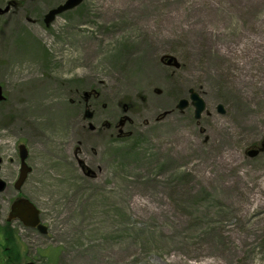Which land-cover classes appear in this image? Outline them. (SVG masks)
<instances>
[{"label":"rangeland","instance_id":"obj_1","mask_svg":"<svg viewBox=\"0 0 264 264\" xmlns=\"http://www.w3.org/2000/svg\"><path fill=\"white\" fill-rule=\"evenodd\" d=\"M60 1L0 0V264H264V149L246 153L264 142L246 119L264 123V0H82L45 26ZM232 61L259 74L230 76ZM190 88L199 119L176 107ZM218 122L226 185L190 151ZM19 143L31 169L15 189ZM16 196L47 233L3 224Z\"/></svg>","mask_w":264,"mask_h":264},{"label":"bare ground","instance_id":"obj_2","mask_svg":"<svg viewBox=\"0 0 264 264\" xmlns=\"http://www.w3.org/2000/svg\"><path fill=\"white\" fill-rule=\"evenodd\" d=\"M140 6L141 5H140V2L138 0H131L130 8L137 9V8H140ZM139 43H140V40H137L136 45ZM150 43L152 45L158 44L152 38H150ZM215 52L218 53V50H216ZM219 55H223V54H219ZM144 58H146L148 60L151 57H149V55H146V56H144ZM190 58H192L191 55H190ZM237 66H238V63L236 61H232V64L230 65V71H229L230 76L233 75V72L235 74H237L239 72L242 76L244 74L246 76V78H248V76H247L248 74L253 73V72H254V74H259V72L257 70H255L257 68H254L253 66L249 67L248 70H246V68L244 67V64H241L239 66V68H240L239 70L237 69ZM219 73L220 72L218 69H216L214 71L215 78H217L219 76ZM262 76H263V82H264V73H262ZM243 83L248 84L250 82H244L243 81ZM258 88L264 93V86L259 85ZM246 98H247V96L243 92V100L245 101ZM246 119L249 122V125L247 124L249 127L250 126H253V127L257 126L258 128H261L264 125V123H260L259 121H258L259 123L258 122L256 123V120L252 116H248V117H246ZM230 124L232 127H235V123H230ZM214 126H215V131H212V134L208 136V141L205 143L204 146L201 147L198 144V142H194L196 140V138H193L189 141V142H194L190 151L194 152V150H199V151L201 150L202 157L200 159H196V160L200 161L203 158L202 163L206 162V164H203L204 168L209 167V170H214V173L209 175L211 178H213L212 180L216 181L217 183L220 182V184L226 185L227 183H229V181L227 179L230 178L231 176H235V175L232 174L229 177H225L223 179L224 181L223 180L221 181V179L220 180L218 179L219 175H223V176H226V174L230 175L229 171L227 170V167H229L230 164H228V161H227L228 159L226 157L218 156L217 151L215 149H213V147H214L213 144L215 142H217L218 140H220L219 134L224 131L225 125H223V123L218 122ZM227 127L229 128V126H227ZM175 149L176 148H173L171 150V153H172L171 155H173L175 157V160H179L177 157H180L182 155V152H180L178 149L175 151ZM196 160H194V161H196ZM91 183H92L91 185L93 186V188H101V187L105 186V185H102L103 184L102 180L94 179V180H92ZM153 185L157 187V190L150 188L149 189L150 196H148L152 205L154 204V208H152L153 209L152 211L159 213V218L161 220H164L165 219V213H169L170 211L167 207L160 205V204L164 203V200L159 201V199L162 198V196L160 195L159 192H160V190H162V191L166 190V185L164 184V180L161 177L156 178L154 180ZM224 187L227 188L229 186H224ZM238 193H239V191H236L234 193V196H236ZM128 200L130 202L132 201V199L130 197L128 198ZM165 203H166V200H165ZM171 220L175 221L176 218L172 217ZM127 246H128V244H127ZM234 250H235V248H234Z\"/></svg>","mask_w":264,"mask_h":264},{"label":"water","instance_id":"obj_3","mask_svg":"<svg viewBox=\"0 0 264 264\" xmlns=\"http://www.w3.org/2000/svg\"><path fill=\"white\" fill-rule=\"evenodd\" d=\"M82 0H64L62 3L57 4L56 6L50 8L45 14L43 21L46 26L50 24V22L57 16L58 14L62 13L65 10L71 9L78 5ZM165 57L167 59L165 60L166 64H173L174 66H178V63L174 60L173 57L169 56H163L161 59L163 60ZM4 99V95L2 92V87L0 85V102ZM189 99L187 98H181L179 99L176 107L179 110L184 109L189 105V103L194 107V117L199 118L201 116V113L205 109V102L203 98L199 95L198 92H196L194 89L189 90ZM217 109L219 112H224V109L222 108L221 104H218ZM264 147V144L260 149ZM260 149H250L247 151V154L249 156H254L257 154V152ZM18 154L20 159V167L18 171V176L16 180L14 181V187L16 189H19L22 183L24 182L27 173L30 171V167L26 164L25 159L27 157V149L24 144L18 145ZM6 186V183L4 180L0 179V191L4 190ZM18 219L22 222L24 226L37 228L39 232L46 233L47 227L40 222L39 219V209L35 206L33 202H31L26 197H18L15 200L12 201L10 205V210L7 214V220H14ZM23 264H37L33 261H28Z\"/></svg>","mask_w":264,"mask_h":264},{"label":"flooded vegetation","instance_id":"obj_4","mask_svg":"<svg viewBox=\"0 0 264 264\" xmlns=\"http://www.w3.org/2000/svg\"><path fill=\"white\" fill-rule=\"evenodd\" d=\"M61 1H62V0H61ZM61 1H60V2H61ZM0 12H1V9H0ZM41 19H42V22H43V16H42V18H41ZM91 114H92V113H91Z\"/></svg>","mask_w":264,"mask_h":264},{"label":"trees","instance_id":"obj_5","mask_svg":"<svg viewBox=\"0 0 264 264\" xmlns=\"http://www.w3.org/2000/svg\"><path fill=\"white\" fill-rule=\"evenodd\" d=\"M5 223H7V225L9 224L8 222H5ZM5 223H4V224H5Z\"/></svg>","mask_w":264,"mask_h":264}]
</instances>
